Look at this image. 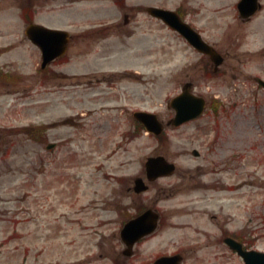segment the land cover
<instances>
[{"label": "rangeland", "instance_id": "374dc122", "mask_svg": "<svg viewBox=\"0 0 264 264\" xmlns=\"http://www.w3.org/2000/svg\"><path fill=\"white\" fill-rule=\"evenodd\" d=\"M149 1L126 0L128 4ZM107 3L106 6L105 0H97L93 7L91 0H79L63 6L62 14L81 20L85 16H99L96 7L100 6L107 10L102 19L114 14L113 18L118 19L122 12ZM0 12V16H11L6 30L13 39L21 31L14 18L18 11ZM41 20L60 23L47 17ZM133 26L135 33L125 47L119 46L115 32L111 34L110 42H114L115 48L105 50L106 61L120 53L117 59L108 60L113 66H72L68 65L69 55L61 66H55L66 74L62 75L59 123L51 130L41 133L35 128L42 115L36 113V107L17 113L13 112L12 100L8 104L0 102V264L17 263L22 254L26 255L27 264H114L120 259L121 206L132 202L125 188L130 176L143 172L145 158L157 154L177 167L175 176L159 179L158 184H185L186 178L177 176L203 165L205 160L223 163L220 172L202 176L203 182L215 185L214 189L190 191L181 186L160 203L176 213L173 218L178 221L185 218L206 225L208 215L203 212L213 213L215 222L222 229L235 231L246 247L264 251V90L253 80L255 76L264 79V59L259 57L258 50L264 46V34L262 37L250 30L239 49L249 53L228 55V63L244 65L219 66L214 71L212 66H180L196 62L198 55L185 44L178 45L176 36L159 30L156 35L150 34L149 28L137 22ZM23 43L21 50L29 48L25 58L30 66L24 67L29 70V84L34 83L29 87L32 94L42 89L36 83L40 72L38 60L35 61L38 51L31 43ZM150 46L148 58L140 54ZM146 59H150L148 64L143 63ZM17 67L22 66H14ZM98 67L115 72L116 78H107L103 85L106 91L119 96L108 95L96 101L93 107L97 110L85 114L84 120L76 119L78 125L73 127L70 114L87 112L88 102L85 99L86 103H81L78 98L75 107V101L70 99V70L86 72ZM186 81L193 83L194 92L207 98L208 104L199 118L178 127L167 126L157 136L137 125L129 112L133 108L156 112L165 123L173 113L167 102ZM39 98L36 93L30 101ZM27 121L32 122L30 126L19 131ZM49 142L55 145L47 149ZM192 148L201 155L193 156ZM153 191L143 194L137 206L130 204L128 212L134 214ZM192 197L203 198L195 203L199 212L182 215L185 209L191 211L183 205ZM188 207L193 208L192 204ZM172 233L175 235H167ZM14 244L25 252H17L11 259ZM162 244L157 236L141 255L127 261L141 264L158 250L173 249L176 245ZM203 256L200 253V260L191 264H213L204 261ZM242 263L239 255H233L218 264Z\"/></svg>", "mask_w": 264, "mask_h": 264}, {"label": "flooded vegetation", "instance_id": "af4514ba", "mask_svg": "<svg viewBox=\"0 0 264 264\" xmlns=\"http://www.w3.org/2000/svg\"><path fill=\"white\" fill-rule=\"evenodd\" d=\"M75 1L77 0H0V11H18L14 18L18 20L21 26V31L13 39H10V35L6 30V22L11 19V16L9 14L5 15V17L4 14L0 16V102L4 101L8 104V101L12 100L10 104L12 105L13 112H25L30 108L29 97L38 93L40 95L38 104L32 107H36L38 114H43L47 117H41L39 122V127L44 132L45 130H51L52 127H56L59 123L60 113L58 112V108L62 100V84L61 78H59L61 72L50 66H58L57 60H61L66 53H70L74 57L73 66H103L107 58L104 52L110 46L109 39L113 33L112 31L118 32V40L121 44H127L128 42L125 39L132 37L134 28L136 27L133 26V22L141 23L144 27L150 29V33L155 35L158 30L175 34L179 39L178 45L182 46L185 44L189 47V44L177 31L160 18L147 13L150 5L173 11L174 15L172 17L174 19L178 18L190 25L201 35L203 40L223 56L222 62L217 65L210 60L207 54L199 53L193 48L198 55V60L194 63L185 62L180 64V66L244 65L243 63L236 62L228 63V55L249 53V51L239 52V49L250 30L254 32L253 34L261 35L262 37L264 34V0H150L145 4H142V2L128 4L126 0H120L117 8L122 14L118 19H102V14L99 16H85L81 20L74 18L69 23L68 36L60 35L48 40L54 47L58 45L61 48L62 44H64L66 48L65 53L54 58L44 68L40 69L41 71L36 83L41 84L40 87L42 89L39 92L31 94L29 90L31 84H29L26 78L24 69L22 67L14 68V66H24L26 62L25 57L29 48L26 46L27 51L26 49H21L23 48V41L29 44L30 40L25 34V29L29 25L38 26L40 24L57 28L56 25L39 19V8L44 3H48V6H45L41 10L42 12L50 13L51 16L56 12H61L63 6L72 4ZM52 18L55 19V16ZM151 29L155 32L151 31ZM32 34L41 35L40 32ZM15 50L17 52L12 54ZM258 50H260L259 57L264 59V46L259 47ZM80 54L85 55V58L79 59L78 55ZM144 54L148 58L150 48ZM95 58L96 60L93 61ZM146 60L147 62L145 61V63L148 64L150 59ZM38 66L40 65L38 64ZM107 78H111V73L86 71L85 73L73 72L71 74L68 87L72 93L70 99L75 101L74 106L77 107L78 98H80L81 103H86L85 99L88 102V105H86L87 112L76 111L70 115L73 127H77L78 125L76 119L81 118L84 120L85 114H91V111L97 110L94 109L93 105L104 97V89L101 83ZM82 98L84 99L83 101ZM18 102L21 104L18 105ZM117 109L119 108L117 107ZM0 112L3 114L2 111ZM200 155L201 153L198 152L197 156ZM220 166L222 167L224 164H219L217 161L205 160L203 165H197L194 170H188L182 176H177L178 178H186L185 184L182 183V185L180 183L158 184L159 179L175 176L177 168H174L172 174L159 175L152 179L143 174L142 171L140 174L130 176L125 189L126 195L128 197L129 195L132 196V202H124L121 206L122 212L120 214H122V219L119 222L118 240L121 245L119 249L120 253H118L120 259L116 260L114 264H130L127 259L134 255H141L144 247L157 236L161 237L162 245L165 246L166 244L170 246L176 244L175 248L166 249L164 247L152 256H148L141 264H153L158 258L175 255H177V264H191V261L197 262L200 260V253H204L202 257L204 261L218 264L222 259L227 261L228 257L236 256L237 252L231 247L230 242L232 239L238 240L239 237L235 231L222 229L214 220L215 214L203 212L208 215V223L206 225L193 223L185 218H181V221H178L173 218L177 214L169 211L166 206L163 207L160 203L161 200H165L167 196H171L182 187L184 190L190 191L200 188L214 189L215 185L203 182L202 176L206 173L215 174L220 172L222 170ZM137 178L143 181L142 186L144 190L141 192L134 190V181ZM213 179H217V182H219L218 177ZM153 189V194L146 198L147 202L142 203L135 210L136 212L131 215L128 212L130 204L131 207L137 206L143 200L142 195ZM202 199L192 197L186 200L183 207L187 206L191 211H186L185 209L182 215H191L193 211L199 212L195 203ZM188 204H192L193 208H189ZM145 210H150L157 215L156 226L148 234L138 237L132 245L127 246L121 235V231L130 219ZM202 210H206V208ZM170 232H174L176 236L173 233L167 235ZM12 236L11 234L10 239ZM20 251L24 253L25 249L15 244L11 246L10 258H15L17 256L16 253ZM11 264H27L26 255L22 254L21 259L17 263L13 262Z\"/></svg>", "mask_w": 264, "mask_h": 264}, {"label": "water", "instance_id": "95a60500", "mask_svg": "<svg viewBox=\"0 0 264 264\" xmlns=\"http://www.w3.org/2000/svg\"><path fill=\"white\" fill-rule=\"evenodd\" d=\"M150 12L154 15H157L164 19L165 21L172 22L170 17V12L161 8H151ZM176 20V19H175ZM175 20L173 22H175ZM176 29H178L196 48L200 51L207 52L211 56L214 62L218 63L220 60L216 59L215 52L210 48L203 40H201L198 35L190 29L189 27H184L183 25L177 24ZM44 31L41 32L42 36H37L34 34V37L30 36L31 39L40 46L43 52V61L44 65L54 56L60 54L64 50V46L60 47L51 45L48 40L60 36L59 33L61 30H53L44 28ZM30 30H28L29 32ZM60 49V50H59ZM264 85V82L262 81ZM187 84L185 88L188 86ZM169 105L172 106L175 110L174 117L170 120L171 124L178 125L183 121L191 119L192 117L198 115L203 107L204 100L201 97L194 96L189 93L186 89L183 92L173 97ZM134 116L138 118L145 128L149 131L159 134L162 130V124L157 119L154 113L146 111H136ZM193 153L196 154V150H193ZM146 170L148 176H156L159 174H167L171 172L173 168L172 163L166 162L163 156H148L146 160ZM136 190L142 189L140 186L141 180L137 179L136 181ZM155 225V216L151 214L150 211H146L138 217L133 218L127 224L124 230L122 231V236L125 241L130 245L137 237L141 234L149 232ZM234 247L238 250L239 254L244 258V264H264V252L256 250H244L241 247L239 242L234 243ZM174 258H161L156 261L155 264H174Z\"/></svg>", "mask_w": 264, "mask_h": 264}]
</instances>
